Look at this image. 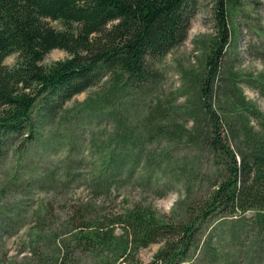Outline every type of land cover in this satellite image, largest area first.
<instances>
[{"label": "rangeland", "instance_id": "1", "mask_svg": "<svg viewBox=\"0 0 264 264\" xmlns=\"http://www.w3.org/2000/svg\"><path fill=\"white\" fill-rule=\"evenodd\" d=\"M229 26L221 64L211 69L207 57L221 31L214 1L199 0L187 37L157 62L156 83L129 95L109 92L102 102L93 87L42 123L37 140L0 158V264L31 263L35 227L45 219L46 234L60 238L74 203L90 201L101 215L140 205L166 222L197 214L226 173L225 156L210 146L214 128L239 157L264 148V0H242ZM68 56L54 49L43 64ZM257 215L198 222L195 246L180 264H264ZM164 244L117 260L108 253L112 260L101 264H151ZM99 261L89 255L78 264Z\"/></svg>", "mask_w": 264, "mask_h": 264}, {"label": "trees", "instance_id": "2", "mask_svg": "<svg viewBox=\"0 0 264 264\" xmlns=\"http://www.w3.org/2000/svg\"><path fill=\"white\" fill-rule=\"evenodd\" d=\"M213 1L221 36L207 57L211 69L221 64L230 16L242 4V0ZM198 2L0 0V158L16 144L37 140L42 123L93 87L101 88L97 97L102 102L109 92L121 89L129 95L156 83L161 74L157 62L187 37ZM54 49L69 56L44 65ZM13 54L18 57L10 66L5 61ZM210 146L225 156L226 173L197 214L186 212L177 221L166 222L140 205L123 214L101 215L98 208L91 212L90 201L74 203L60 238L46 234L45 219L35 227L39 239L29 264H78L89 255L100 258L101 264L161 240L165 244L151 264H180L188 261L195 246L198 222L248 211L264 219V148L239 157L217 128Z\"/></svg>", "mask_w": 264, "mask_h": 264}]
</instances>
